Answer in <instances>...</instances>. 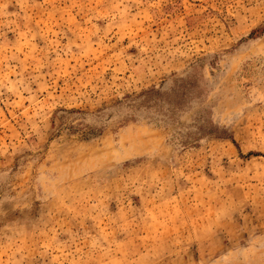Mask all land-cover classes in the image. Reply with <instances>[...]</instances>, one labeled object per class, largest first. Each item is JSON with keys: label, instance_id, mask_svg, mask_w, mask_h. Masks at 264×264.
I'll return each mask as SVG.
<instances>
[{"label": "rangeland", "instance_id": "obj_1", "mask_svg": "<svg viewBox=\"0 0 264 264\" xmlns=\"http://www.w3.org/2000/svg\"><path fill=\"white\" fill-rule=\"evenodd\" d=\"M0 264H264V0H0Z\"/></svg>", "mask_w": 264, "mask_h": 264}]
</instances>
